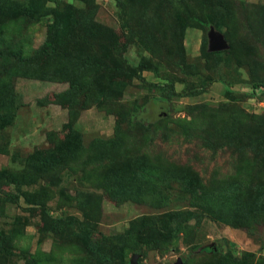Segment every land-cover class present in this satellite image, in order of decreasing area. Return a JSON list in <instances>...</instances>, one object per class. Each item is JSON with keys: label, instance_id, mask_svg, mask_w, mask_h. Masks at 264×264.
<instances>
[{"label": "rangeland", "instance_id": "374dc122", "mask_svg": "<svg viewBox=\"0 0 264 264\" xmlns=\"http://www.w3.org/2000/svg\"><path fill=\"white\" fill-rule=\"evenodd\" d=\"M58 1L94 20L97 37L77 19L64 42L44 46ZM208 22L227 44L220 65ZM79 54L113 67L104 110L80 93L61 100L68 86L57 78ZM260 83L264 0H0V101L16 95L11 116L0 111V170L15 181L0 186V264L264 262ZM113 167L118 187L141 185L121 201L106 179ZM247 201L258 215L243 219ZM148 218L168 231L145 234L146 246Z\"/></svg>", "mask_w": 264, "mask_h": 264}, {"label": "trees", "instance_id": "16d2710c", "mask_svg": "<svg viewBox=\"0 0 264 264\" xmlns=\"http://www.w3.org/2000/svg\"><path fill=\"white\" fill-rule=\"evenodd\" d=\"M86 4H89V6H91L92 4V0H83ZM122 3V2H119ZM118 3V4H119ZM123 6V4H122ZM74 12V8L70 5H67L65 3L61 4L56 3V8H55V16L53 17V19L50 20L49 24H48V29H47V42L44 44V46H50L51 48L53 47V43L51 42L52 39L59 41V42H64L68 33L69 28L75 24V21L77 19H79L80 22V27H82L83 32L90 38L93 39L94 37H97V29L96 26L97 24L94 22V20H91V18H86L87 16L81 14V15H77L74 16L73 13ZM90 16V15H88ZM209 24V31L210 30H214L216 33L220 34V32L217 30L219 29L218 27H215V25L212 22H208ZM79 27V28H80ZM98 27V26H97ZM81 31V28H80ZM109 35V34H108ZM221 35V34H220ZM223 37V36H222ZM224 38V37H223ZM230 49V48H229ZM232 49V47H231ZM222 52H213L210 53L211 55H213V57L216 59V64L220 65V63L222 62L221 59H219V56ZM228 53V51H226V54ZM98 62V59H92L90 58L89 55H81L79 54V56L77 57L75 63L73 60L70 59L69 64L66 63L65 65V69L64 71L61 72V76L58 80V84H66L68 87L67 89H65L62 93H60L59 95H62V101H64L66 103V105L70 106L68 104V102H70V97L71 95H78L79 93L82 95V97L85 98L86 102L89 101L88 103H85L84 106L87 105H91L92 108L96 107L98 110H104L105 106V96L102 92H100L99 90L101 89V85H103L104 82L103 79L105 78L103 72L108 71V69H112L113 67H106L108 69H106L105 67L103 68H95L94 65ZM144 68H149L151 70H153L154 72H158V66L157 65H153V64H145ZM128 73H131L130 70H127ZM121 73H123V75H125V77L127 76V72L124 69H121ZM88 76V79H87ZM132 77H135L136 79L140 78V75H138L137 73L132 74ZM87 79V81L85 80ZM49 80H51L49 78ZM53 81V80H51ZM81 82L84 84L85 88L82 92L79 91V85H81ZM96 83H98V87L95 85ZM124 84V83H122ZM94 85V86H93ZM255 88H264V83H260V84H255L254 86ZM84 91H87V94H84ZM58 94V93H57ZM91 95L90 99L87 100V96ZM14 101H16V95L14 93V91L11 89V91H9L7 93V95L5 96V98L3 100L0 101V111H5V113H3L2 115L8 114L11 116V112H14ZM163 102H166L165 100H163ZM91 107H83L82 110H88ZM81 112V111H80ZM4 120H8V119H4ZM141 126H143L144 122L142 121L141 123L139 121H137ZM145 125V124H144ZM73 143L78 144L79 139H72ZM71 141H68V143ZM71 145H74V144ZM72 148V146H70V149ZM41 155H45V153L43 151H40ZM115 169L114 167L111 168L108 173L106 174V179L108 180V184L109 186L114 190L112 191L110 188V195H112L114 198H116L117 200H124L125 198L131 196V193L134 189H138L139 186H141L140 184H138V182H136V185H125V186H120L118 187L116 185V183L114 182V179H112V173H115ZM132 171L130 170H122L118 173V176H122L124 178H132ZM181 173H184L182 171H180L178 173V175H176V177H179ZM191 175V174H190ZM183 177V176H180ZM10 183H15V181H13L8 175L7 172H5L4 170H0V186L2 185H8ZM201 196V195H200ZM197 196L196 198H193L192 200H194L193 202L197 205L198 203H200V201H202L201 197ZM133 197V195H132ZM134 201H137V199L135 197H133ZM196 200V202H195ZM241 200V199H240ZM240 200L238 201V203L240 202ZM218 202H224L222 200H218ZM229 202H235L234 200L229 201ZM224 203H228V202H224ZM239 210L241 215L243 216L244 219V215L248 214L251 217H255L258 215V205L251 203L250 201L248 202H241L239 204ZM213 212H216L215 214L218 215V219L221 221H225L226 223H234L232 221H230L228 219V214L227 213H220L218 211L217 208L214 207ZM244 214V215H243ZM147 224L145 226H143L144 230H141V235L138 233V235L142 236L144 235V237L142 238V244L143 245H149L152 244V239L149 236L145 235L148 234L151 231H162L166 230L168 231V229H165L163 227V225L151 220L148 218V221L146 222ZM164 224V223H162ZM235 224V223H234ZM236 224L237 221H236ZM134 225V224H133ZM202 252L208 254V253H212L216 250L215 247H204L201 249ZM218 250V249H217ZM229 256V255H228ZM228 260H225L224 262H222L221 264H232V262L234 263V260L232 259L231 256H229L227 258ZM101 264V261L100 263ZM126 264H130L126 263ZM243 264H264L263 261H261L260 259H258L256 261L255 257L253 255L250 256V258L248 260H246Z\"/></svg>", "mask_w": 264, "mask_h": 264}, {"label": "water", "instance_id": "95a60500", "mask_svg": "<svg viewBox=\"0 0 264 264\" xmlns=\"http://www.w3.org/2000/svg\"><path fill=\"white\" fill-rule=\"evenodd\" d=\"M208 49L210 52H218L227 49V44L222 35L216 33L214 30L209 32V45ZM138 255H133L130 260V264H139L137 262ZM180 264V261L177 263Z\"/></svg>", "mask_w": 264, "mask_h": 264}]
</instances>
